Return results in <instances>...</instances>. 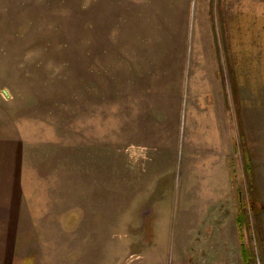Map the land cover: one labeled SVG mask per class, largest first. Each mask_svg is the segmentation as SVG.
<instances>
[{"label": "rangeland", "instance_id": "1", "mask_svg": "<svg viewBox=\"0 0 264 264\" xmlns=\"http://www.w3.org/2000/svg\"><path fill=\"white\" fill-rule=\"evenodd\" d=\"M0 123L1 263L264 264V0H0Z\"/></svg>", "mask_w": 264, "mask_h": 264}, {"label": "crops", "instance_id": "2", "mask_svg": "<svg viewBox=\"0 0 264 264\" xmlns=\"http://www.w3.org/2000/svg\"><path fill=\"white\" fill-rule=\"evenodd\" d=\"M217 39L218 38H215V43L213 42L212 44L213 53L216 57L215 63L217 67V69L215 68L216 71H215L214 76L218 78L219 81L221 82L220 84L222 86L223 101H224L223 109L225 110V108L230 106L229 101H228L229 92H228V87L226 85L225 73L222 70L221 48H220L219 41ZM217 58L220 62L217 60ZM210 105L211 103H209V106ZM216 132L218 133V136L215 137L213 141H211L212 142L211 144L213 145L212 148H209L208 152H205L201 156H206L208 154V157H209L210 155L215 153L217 144H220V143H221V152L223 150L225 151V143L228 142L231 144L234 141V136L232 135L231 131H227L225 129L223 133H221L220 129H218ZM219 135L222 138V140H219ZM19 148L22 149V143H21V139L18 138L16 127L10 124H6V123L5 124L0 123V240L3 239L4 241H6L7 239L8 241V248H5L4 246H2L0 242V259H1L2 251H8V254L11 251H13L10 254H15L14 247L11 250V239L15 238V236H11L10 232L8 235L6 234V232L5 234H2L3 233V231L1 230V225L3 223L2 218H1L2 211L5 210V212L7 213L9 217V222H10L11 210L12 209L15 210L17 207V204H15L18 200L17 192L20 190L23 192L27 186V185L24 186V182L21 181V179L18 178L16 174V166L17 165L22 166V161L24 159V155H22V150H19ZM218 149L219 147L217 148V150ZM223 153L224 154L222 156L224 157V159L231 158V156L228 155L229 153L227 151ZM23 164H24V161H23ZM17 179L20 184H18ZM18 186H21V189ZM4 221L8 222V219L4 218ZM239 234L240 233H238L239 243L238 244L235 243L234 246L237 244L240 247L241 244H240ZM262 234H264V226H263ZM137 252L134 251L132 254H135V253L139 255L141 254V259L144 258L145 260H147L148 256L154 257L153 264H174L176 261L174 256H172L173 254H171L169 250L167 253L166 250L157 249L153 247H149L146 249L145 247L143 249H140ZM0 264H16V263H1L0 262ZM25 264H31V263H25Z\"/></svg>", "mask_w": 264, "mask_h": 264}, {"label": "water", "instance_id": "3", "mask_svg": "<svg viewBox=\"0 0 264 264\" xmlns=\"http://www.w3.org/2000/svg\"><path fill=\"white\" fill-rule=\"evenodd\" d=\"M3 92L6 96H8V90L6 88H3Z\"/></svg>", "mask_w": 264, "mask_h": 264}, {"label": "trees", "instance_id": "4", "mask_svg": "<svg viewBox=\"0 0 264 264\" xmlns=\"http://www.w3.org/2000/svg\"><path fill=\"white\" fill-rule=\"evenodd\" d=\"M245 247V246H244Z\"/></svg>", "mask_w": 264, "mask_h": 264}]
</instances>
